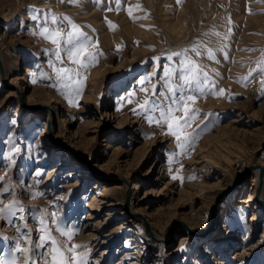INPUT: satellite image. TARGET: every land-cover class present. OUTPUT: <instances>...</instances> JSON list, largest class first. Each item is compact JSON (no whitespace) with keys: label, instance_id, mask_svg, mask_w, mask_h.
Here are the masks:
<instances>
[{"label":"rangeland","instance_id":"374dc122","mask_svg":"<svg viewBox=\"0 0 264 264\" xmlns=\"http://www.w3.org/2000/svg\"><path fill=\"white\" fill-rule=\"evenodd\" d=\"M73 23L95 57L86 67L68 58ZM217 27L228 37L212 47ZM0 32V208L15 212L0 213V260L46 227L59 245H81L87 264H264V205L248 170L264 162V0H0ZM23 74L29 88L18 90L8 76ZM187 96L188 116L172 112L188 121L177 140L164 117ZM133 200L168 237H153Z\"/></svg>","mask_w":264,"mask_h":264},{"label":"snow or ice","instance_id":"6c2138e0","mask_svg":"<svg viewBox=\"0 0 264 264\" xmlns=\"http://www.w3.org/2000/svg\"><path fill=\"white\" fill-rule=\"evenodd\" d=\"M53 22L56 21V17H52ZM49 32V29L45 27L42 31L43 34H47ZM65 35L64 33L60 32L59 30L55 31L54 33L48 35V38L52 40L53 44L57 46L59 49L60 47V37ZM68 43L72 44L74 41V46L69 49L68 51V58L73 60L77 64H81L83 66H87L84 64V61L82 57L86 55L92 56L93 59H95L94 55L92 52H90L89 49V43H81L78 42V38L84 36L85 34L80 31L79 27L75 25L74 23L72 24V30L66 33ZM186 51V50H184ZM173 56H180L182 55V52H175L172 53ZM59 58V57H58ZM183 67L187 68V65H182ZM71 69H64L60 72L61 75H66L67 73L71 72ZM165 75H169V73H165ZM197 76V67L193 65L191 69H189V75H186L184 77V80L186 83L191 82L192 80H195ZM223 90H221V93H217V95L222 94ZM196 100L195 96H187L185 100L182 102V106L179 109H169L168 115L164 117L165 121H171L169 123V131L171 132L172 135L176 136L177 140L181 139V136H183L185 139L188 138V134L183 132V128L187 125L188 121L184 120V117L180 116H173L172 112L174 110H180L183 111L185 116H188V113L191 111L190 108V103L194 102ZM183 120V123L181 121ZM34 196H39L41 193H33ZM13 206L8 205L5 206L4 208H0V213H5L11 212V214H15V212L12 210ZM19 211H23V208H19ZM40 224L44 225L45 221L43 218L40 219ZM57 230L61 232L62 236H66L69 239L74 237L76 235L75 230H65L64 228L57 227ZM30 231V230H29ZM41 231L45 232L46 235L44 237H37V243L31 248H20L19 244H15L12 246L9 251L13 253V258L3 261L0 260V264H16L15 262V254L17 253H32V259L30 261V264H38L37 257L39 260L44 261L45 264H47V258L45 256V253L48 252V249L46 248V244L48 241L52 242V248L50 251V256H51V262L52 264H87V252H79L78 249L81 248V245L78 244H73L71 247H64L63 245H59L58 241L56 240L55 237H53L50 233V231L46 228L43 227ZM43 249V251H41Z\"/></svg>","mask_w":264,"mask_h":264},{"label":"bare ground","instance_id":"6f19581e","mask_svg":"<svg viewBox=\"0 0 264 264\" xmlns=\"http://www.w3.org/2000/svg\"><path fill=\"white\" fill-rule=\"evenodd\" d=\"M228 19L226 18V16H225V21H227ZM183 29H185V27H182ZM224 29L225 28H220V27H217V28H213V29H211V32H212V34L214 35V34H218L217 36H215L214 35V37H213V39L212 40H210V43H211V45L210 46H216V45H218L219 43H222V42H224V41H226V39H227V35L225 34V31H224ZM226 35V36H225ZM6 39V37H5V33L4 32H0V56L2 57V59L4 60V62H5V64H6V59H7V56H6V51H5V47L7 46V40H5ZM24 70H28V68L27 67H25V69ZM26 76L23 74V75H19V76H8V79H9V81H11V83L12 84H14V85H16V88L19 90H24V89H28L29 88V86H28V84H26V82H23L22 81V79H24ZM18 85V86H17ZM10 93H13V92H16V90H15V88L14 89H11L10 91H9ZM31 96H32V93L30 92V93H27V98L29 99V98H31ZM53 102H55V99L53 98V97H51V98H49L48 99V102H47V104H54ZM60 118V117H59ZM62 119V118H61ZM72 143V142H71ZM74 144V143H73ZM63 161H65V159H64V157H63ZM262 164H264V162L262 161ZM262 164H258V165H255L254 166V168H255V170L253 171V173L251 174V182H252V188L254 187V191L256 192L257 191V186H259V182H260V178H261V176L263 175V178H264V165L262 166ZM259 175V176H258ZM138 184V183H137ZM97 186H96V183H93V188H96ZM136 187H137V185H136ZM130 191V190H129ZM129 191H128V195H129ZM262 196H263V198H264V186H263V188H262ZM219 197H221V194H220V196ZM256 199V196H254V198H253V196L251 195V193H248V195H247V197L245 198V199H243L244 201H246V202H249V201H251V200H255ZM129 198H128V203H129ZM35 201H37V199H34V200H32L31 202H35ZM258 201V200H257ZM260 203V202H259ZM132 205H133V208H134V210L135 211H141L139 208H137L136 206H135V203H134V200L132 201ZM257 205V204H256ZM258 206V205H257ZM143 212V211H142ZM143 213H145V212H143ZM147 216H148V218H150V220L152 221V223L154 224V226H156V228H157V230H158V232L157 231H155L156 232V234H159V233H161V235H165V237H168V233H165V232H163L161 229H159V227H158V225H157V221L154 219V217H151V215L153 214V211L152 210H149L148 212H146L145 213ZM253 217H252V219H254V218H256V215L254 214V215H252ZM254 221V220H253ZM191 227H193L194 228V226L193 225H191ZM170 231H171V229H170ZM200 234V233H199ZM229 236H231V237H233V238H235V237H237V235L235 234V232L233 233V232H230V234H229ZM212 238L211 239H213V238H215V237H213V236H211ZM239 237V236H238ZM186 238V237H185ZM217 240V239H216ZM222 252V251H221ZM224 258H222L221 259V261L220 262H223L224 260H223Z\"/></svg>","mask_w":264,"mask_h":264},{"label":"water","instance_id":"95a60500","mask_svg":"<svg viewBox=\"0 0 264 264\" xmlns=\"http://www.w3.org/2000/svg\"><path fill=\"white\" fill-rule=\"evenodd\" d=\"M0 73H1V76H2V78H3V80H6V65H5V62H4V60L2 59V57L0 56ZM20 94H21V101H22V104L23 105H27V103L25 102V100H24V93L21 91L20 92ZM53 121V119L51 120V122ZM50 131H51V135H52V138H53V140L55 141V142H57V140H56V138H55V135L53 134V132H54V128H53V126H50ZM259 163H256V164H252L251 166H249L248 167V170L249 171H251L252 170V168L255 166V165H258ZM263 166V165H262ZM124 182H126L128 179L127 178H124V179H122ZM263 184H264V180H263V175L261 176V178H260V182H259V186H258V190H257V198H258V200L264 205V198H263V196H262V188H263ZM132 191V190H131ZM219 196H220V194H219ZM128 198L130 199V191H129V195H128ZM218 202H219V198H217L216 200H215V203H214V205H215V208L217 207V204H218ZM217 209V208H216ZM128 210L131 212V213H133L132 212V210H131V206H130V203H128ZM137 214L139 215V216H141V218H143L144 220H145V223H146V225H147V227H148V229H149V231H150V233L153 235V237H155V238H157V239H159V237L157 236V234H156V232H155V229H154V226H153V224L140 212H137ZM136 214V215H137ZM187 228H188V232L190 233V234H197L198 233V231L197 230H195L194 228H191L190 226H187ZM170 229H172V228H170Z\"/></svg>","mask_w":264,"mask_h":264}]
</instances>
